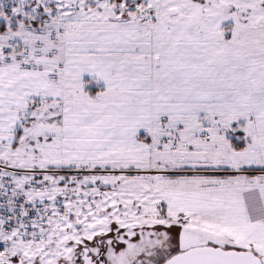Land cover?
<instances>
[{"label":"snow or ice","instance_id":"1","mask_svg":"<svg viewBox=\"0 0 264 264\" xmlns=\"http://www.w3.org/2000/svg\"><path fill=\"white\" fill-rule=\"evenodd\" d=\"M0 264H264V0H0Z\"/></svg>","mask_w":264,"mask_h":264}]
</instances>
